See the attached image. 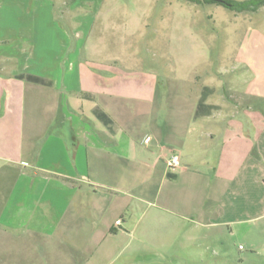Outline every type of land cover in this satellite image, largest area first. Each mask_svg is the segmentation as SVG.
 <instances>
[{
  "label": "crops",
  "instance_id": "0c3cea01",
  "mask_svg": "<svg viewBox=\"0 0 264 264\" xmlns=\"http://www.w3.org/2000/svg\"><path fill=\"white\" fill-rule=\"evenodd\" d=\"M53 7L0 0L9 222L39 224L58 246L72 239L93 264L119 246L132 264L146 255L156 264H264V105L237 89L247 76L221 88L207 76L131 72L115 60L77 61L69 41L49 59L43 35L34 38Z\"/></svg>",
  "mask_w": 264,
  "mask_h": 264
},
{
  "label": "rangeland",
  "instance_id": "374dc122",
  "mask_svg": "<svg viewBox=\"0 0 264 264\" xmlns=\"http://www.w3.org/2000/svg\"><path fill=\"white\" fill-rule=\"evenodd\" d=\"M52 5L41 22L43 33L34 38L38 42L43 35L49 59L69 41L70 49L80 47L77 61L115 60L119 68L154 71L168 79L207 76L210 85L223 88L234 76L245 74V83L238 82L237 89L254 90L263 98L255 103L264 105V7L237 12L185 0H50ZM3 47L13 49L11 43ZM53 71L51 62L48 72ZM256 77L262 83L250 85ZM3 179L0 175V184ZM8 196L1 187L0 264H93L88 255H79L72 239L58 246L52 232L39 224L9 222L13 201ZM125 251L117 247L113 257L100 264H132ZM213 252L210 249L209 257ZM153 259L138 257L135 264H156Z\"/></svg>",
  "mask_w": 264,
  "mask_h": 264
},
{
  "label": "trees",
  "instance_id": "16d2710c",
  "mask_svg": "<svg viewBox=\"0 0 264 264\" xmlns=\"http://www.w3.org/2000/svg\"><path fill=\"white\" fill-rule=\"evenodd\" d=\"M195 4H218L237 12H255L259 8L264 7V0H246L243 2H235L228 0H185ZM33 81H39L34 77H27Z\"/></svg>",
  "mask_w": 264,
  "mask_h": 264
},
{
  "label": "built area",
  "instance_id": "2783aa9c",
  "mask_svg": "<svg viewBox=\"0 0 264 264\" xmlns=\"http://www.w3.org/2000/svg\"><path fill=\"white\" fill-rule=\"evenodd\" d=\"M150 139H147L144 144H148ZM179 157L178 155H173L170 160L168 161V167L169 168H175L178 166ZM119 224V221L117 222Z\"/></svg>",
  "mask_w": 264,
  "mask_h": 264
}]
</instances>
